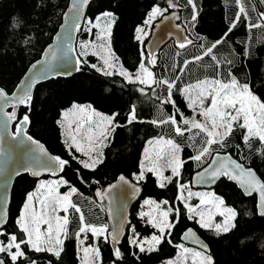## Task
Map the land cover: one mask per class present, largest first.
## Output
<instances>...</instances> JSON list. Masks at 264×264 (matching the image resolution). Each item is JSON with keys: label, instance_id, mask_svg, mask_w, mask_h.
I'll use <instances>...</instances> for the list:
<instances>
[{"label": "trees", "instance_id": "obj_1", "mask_svg": "<svg viewBox=\"0 0 264 264\" xmlns=\"http://www.w3.org/2000/svg\"><path fill=\"white\" fill-rule=\"evenodd\" d=\"M68 2L69 0H0V88L9 95L15 91L28 67L40 59L44 49L51 43L62 25V16L66 12ZM177 2L181 5L177 9V15L180 17L178 25L185 30V35L193 40V44L186 49H179L174 43L166 44L160 52L154 54L157 60L156 66L151 69L154 74L158 78L163 76L169 79L179 75L181 79L177 83L181 88L198 80L220 78L227 82L231 76H235L241 84L248 83L253 93L264 100V27L251 29L248 27L249 20L252 23L260 22V13H264L262 3L258 0H245L244 6L249 20L242 19L237 27L228 33L226 42L213 50L221 67L211 59V56H203V52L227 32L230 21L235 18L238 11L235 0H196L198 16L194 27L188 26L191 8L184 7L186 0ZM156 4L161 7L167 6L166 0L91 2L85 24L77 32L76 55L81 52L79 44L92 38L94 40L95 35L92 31H85L87 22L96 23L98 15L111 12L115 19L111 28V49L118 58V65H122L135 75L141 61V51L145 52L147 38L144 39V44H140L135 39V30L137 26L143 25L149 11ZM177 52L180 54L177 55ZM198 55L202 56V59L195 61L193 58ZM78 58L87 61L86 64H81V70L70 79L58 77L45 84H39L33 96L31 111L22 106L19 118L27 112L30 117L27 134L43 144L52 155L71 161L63 171L62 177L78 189V194L71 199L81 208L90 223L96 225L107 223L104 202V211L98 207L101 203L96 199L97 189H104L113 184L120 175L135 182L132 178L133 173H139L142 154L150 140L160 136L174 139L180 145L181 159L186 161L180 177L173 179L164 188L156 185L154 175L146 174V179L138 183L143 188L140 202L131 209L129 227H135L139 238H149L155 232L137 217L143 200L150 199L158 203L167 200L168 204H163L164 206L179 209L181 212L179 222L175 224L171 230L172 235L168 238L171 243L166 239L156 251L139 253L128 244L127 235L126 240L124 239L118 246L122 252V259L117 260L109 244L104 240L98 241L100 264H161L178 252L175 245H180V236L188 228H192L208 245V254L213 257L214 264H264V218L256 216V198L242 196L234 184H229L222 177L210 191L222 198L225 206L236 211L235 227L217 236L214 230H202L195 221L187 219L188 213L177 200L178 183L187 184L191 191L189 186L191 176L201 171L210 161L206 159L204 164L197 167L196 163L189 160L190 156L196 154L201 138L190 139L194 133L187 132L183 137H178L168 124L153 125L150 121L167 119L170 114H175V109L171 105L160 107L148 88H145L146 94L141 95L137 90L141 87L138 83L130 84L119 75L105 76L97 72L91 65L101 66L102 61L96 56L89 54ZM185 60L190 61L186 68L183 63ZM173 64L177 66L176 69H173ZM180 68L185 70L179 72ZM157 91L163 94L162 90ZM174 99L184 115L190 118L191 112L184 98L177 92ZM74 104L90 105L96 112L104 115L119 114L116 117V124L119 126L115 131H111L101 149L103 163L94 171L83 169L71 160L57 123L60 121L61 113L72 108ZM133 105L136 106L137 121L129 124L127 117ZM241 133L242 130H236L230 138L231 146L221 149L220 154L231 155L245 167L252 168L264 182V152L258 151L262 149V145L254 140L250 142L251 148L244 146ZM237 144L240 148L235 147ZM75 155L79 156L77 153ZM81 176L86 182H82ZM16 180L11 192L9 220L4 230L7 233L17 232L18 235H22L19 234L15 220L23 208L27 195L35 191L40 180L34 181L27 175L19 176ZM68 190V186H64L61 189L62 194ZM169 220L175 223L174 213L170 215ZM77 228L78 222L69 225V237L64 240L59 259L46 251L38 253L26 249L23 264H28L29 260L35 261L36 264H79V242L72 235ZM90 238L88 237L87 241ZM0 258L4 259L6 264H11L6 254L1 253Z\"/></svg>", "mask_w": 264, "mask_h": 264}, {"label": "snow or ice", "instance_id": "obj_2", "mask_svg": "<svg viewBox=\"0 0 264 264\" xmlns=\"http://www.w3.org/2000/svg\"><path fill=\"white\" fill-rule=\"evenodd\" d=\"M90 0H72V6L65 17L68 21L66 25H62L64 33L59 37V44L56 48L49 47L44 53L46 59L37 61L32 64L29 72L31 75L26 76L17 85V91L12 94L6 93L0 88V122H2L5 132L13 121L15 124V133H8L11 138L9 148L0 147V158L5 163L15 156L18 167H13L6 175L0 177V184L5 187V191L0 193V253H4L10 258L11 264H23L26 258V249L34 252H49L57 259L60 258L63 251L64 240L69 237V225L78 222V228L72 233L82 246L84 259L82 264H87L89 254H93L95 259L99 258V249L94 245H85L88 239V233L96 240L103 238L106 243H111L114 250L113 254L117 260L122 259V252L117 245L120 243L121 236L124 234V226L127 223V217L124 210L127 208L126 201L134 199L140 192L138 183L146 179V174L151 173L157 179L159 187L164 188L171 183L174 178H179L181 169L186 161L180 157V145L172 138L164 136L150 140L149 144L159 146L155 159L148 155V149H145V159L140 163L139 173H133L132 183L125 176L121 175L117 183L110 184L106 189H97L96 196L101 201L98 205L101 211H104L103 202L108 201L107 215L109 221L115 220L109 231L107 223L96 225L90 223L81 208L71 199L73 195L78 194V189L69 184L62 176L51 181H40L37 186L36 193H29L26 201L21 209L19 216L15 220V225L19 230L17 232L7 233L4 230L8 222L7 210V193L6 187L13 175H20L22 171L30 172L33 176L39 177L42 173L47 172L52 176H58L70 165V160H65L59 156L51 155L45 146L30 135L25 134L26 126L30 122V117L26 112L22 118L17 117L16 108L20 105L25 106L31 111L32 106V89L41 80L48 79L53 76L71 75L72 71H80L81 64H86V60H81L78 56L94 55L102 61L103 66L96 64L91 65L97 72H101L105 76L123 77L130 84H139L137 90L141 95L146 94L145 88L150 89L152 97L159 102V106L171 105L175 109V114H170L167 119H154L150 121L153 125L162 126L170 125L178 137H183L185 133H194L190 139L195 140L196 137L201 138L200 146L196 149V154L189 157V160L196 163L197 167L205 163L206 159H210L206 167L202 171L196 173L194 183L197 184H214L221 177L234 181L243 190L245 195H252L258 192L260 196V215L264 216V182L260 180L256 172L252 168H245L231 155H221L220 150L231 146L230 138L233 137L237 129L242 130L243 145L251 148L250 141L258 138L261 142L262 149L258 151L264 152V100L253 93L248 83L241 84L235 76L227 82L220 78L198 80L195 83L187 84L180 87L177 81L181 79L179 75L169 79L168 77H157L151 70L156 66L157 60L151 49L145 54L141 51V61L135 75L124 69L122 65L117 67L118 58L111 49V28L115 22L114 14L111 12H103L96 17V23L88 21V27L85 31L91 32L93 28L97 29L96 41L82 42L81 52L78 56L73 55V45L71 43L72 33L81 28L80 19L85 6L89 5ZM264 2V0H261ZM238 5V11L235 18L230 21V27L221 39H218L210 46L205 48L203 56H211V59L220 65V61L213 54V50L218 45L226 42L228 33H230L241 20H249L248 13L244 6L245 0H235ZM166 7L159 4L153 5L149 11L143 25L137 26L135 39L144 44V39L149 35L145 31V27L151 28L154 21L160 18V22L179 20L180 17L176 11H172L170 15L166 13L170 9H178L181 5L177 0H166ZM184 7L191 8V19L189 27L195 26L198 16V8L196 0H186ZM101 20L105 21L103 26ZM160 25L157 24L156 27ZM249 29L264 27V13H260V22L252 23L249 20ZM176 28L180 32H184L179 25ZM171 35V33H169ZM27 42V41H26ZM193 40L187 35L177 38V46L179 49H186L192 45ZM92 51L89 53L88 49ZM180 53L177 52V55ZM195 61H200L202 56H195ZM185 68L190 61L185 60ZM39 65V67H38ZM176 69L175 64L172 65ZM222 67V66H221ZM185 68L178 69L183 72ZM63 69V71H61ZM231 75V74H230ZM162 90L163 94L157 90ZM179 93L187 103V107L192 110V116L186 117L177 106L174 99L175 94ZM210 101V104H206ZM78 113L82 114L77 120L75 127L69 125L70 133L65 139V146L69 152L72 161L78 163L83 169L95 170V168L103 163L102 152L96 150V144L103 145L107 139V132L115 131L119 125L116 124L118 113L111 115H101L91 106L73 105ZM11 109V111H6ZM64 117L68 116L65 112ZM179 117V119L177 118ZM200 117L201 119H197ZM137 121L136 106L133 105L127 117L129 124ZM61 123V121H57ZM63 126V125H62ZM98 130V132H97ZM70 141V142H69ZM83 141H87L85 144ZM215 146V147H214ZM240 148V145H235ZM80 153V156L75 155ZM215 153V154H214ZM150 166H146V162ZM170 169L171 176L164 175V169ZM5 169L0 168V173ZM79 175V169H77ZM82 182L83 177L81 176ZM68 186L67 193L61 194L60 187ZM180 195L177 200L183 203L187 210V219L195 221L201 229L214 230L216 235L229 232L235 227L234 220L236 211L227 207L222 198L217 197L214 193H193L188 191V197L183 195L184 190L188 189L187 184L178 183ZM119 189V192L114 190ZM39 193V195H37ZM193 196L199 197V204L192 206L187 202ZM119 202V208H114ZM168 204L165 200L161 202ZM161 203L153 200H146L145 205L151 207L149 212H141L140 218L146 219V224L150 225L157 231L150 238H139L134 226H131L132 236L129 237V243L139 248L140 253L153 252L157 247L172 235V229L179 222L181 212L179 209L168 207L161 208ZM63 212L61 216L59 213ZM153 213H157L154 215ZM175 214V223L169 220L170 215ZM223 217L222 223L214 222V217ZM63 237V239L61 238ZM182 239L196 245L200 251L185 247L183 244L175 245L181 250V255L185 259L191 255L192 264H214L213 257L208 253V245L204 243L192 228H188ZM243 243V241H241ZM147 245V247H145ZM0 264H6L4 259H0ZM28 264H36L35 261L29 260ZM167 264H176L174 261H167Z\"/></svg>", "mask_w": 264, "mask_h": 264}, {"label": "water", "instance_id": "obj_3", "mask_svg": "<svg viewBox=\"0 0 264 264\" xmlns=\"http://www.w3.org/2000/svg\"><path fill=\"white\" fill-rule=\"evenodd\" d=\"M94 1H97V0H90L89 2V5L90 3L94 2ZM89 5L85 6L84 10H83V13L81 14V19H80V24H81V28L83 27V25L85 24L84 21H85V18H86V14H87V11H88V7ZM72 6V0H69L68 2V6H67V9L65 10L66 12H64L63 16H62V22L61 24L62 25H66L68 23L66 17H65V13H68L70 8ZM172 11H176L177 13V9H170L169 10V13H166L167 15H170ZM178 21L179 20H175V21H164L163 23L160 22V19L158 22H154L152 28L149 30V35L147 36V39H146V42H145V53L147 54V52L149 51V49H151L153 51V53H158L160 52V49L165 47L166 44L168 43H174L175 45H177V38L178 37H181L183 35H185L186 32H180L177 28H176V25H178ZM159 24L160 26L159 27H156V25ZM62 25H60V27L58 28L57 32H56V35L54 36V38L52 39L51 43L44 49V52L43 54L41 55L40 59L37 60V61H43L46 59L44 53L46 51H48L49 47L52 46L53 48H56L57 45L59 44V37L62 36V34L64 33V28H62ZM181 28V27H180ZM182 29V28H181ZM77 32L78 31H74L72 33V40H71V43L73 45V50H74V53L73 55H76V42H77ZM169 33H171V35H169ZM77 56V55H76ZM34 62V63H37ZM32 63V64H34ZM32 66V65H31ZM31 66L28 67L27 71L25 72V74L21 77L20 81H19V84L21 82V80H23L26 76L28 75H31V73L29 72V69L31 68ZM39 67V65H38ZM61 71H63V69H61ZM78 71H72V74L71 75H59V76H53V77H50L48 79H44V80H41L39 83H37L33 89H32V98L34 96V93H35V90L36 87L39 85V84H45V82L51 80V79H54V78H71L73 75L77 74ZM15 91L13 92H16L17 91V86L16 88L14 89ZM12 92V93H13ZM33 100V99H32ZM23 105H20L16 108V112H17V117L19 118V111H20V108L22 107ZM6 111H11V109H6ZM18 121H13L9 126H8V129H7V132H5L4 128H3V125H2V122H0V147H3V148H9L10 144L12 143L11 142V138L10 136L8 135V133H15V124L17 123ZM28 125L26 126V129H25V134H27V130H28ZM40 143V142H39ZM51 154V153H50ZM52 155V154H51ZM221 155H225V154H221ZM233 158V157H232ZM234 159V158H233ZM236 160V159H235ZM211 161H209L208 163H210ZM238 162V160H237ZM243 165V164H242ZM207 166V165H206ZM205 166V167H206ZM244 166V165H243ZM13 167H18V165L16 164V160H15V156L7 161V163H5V161L0 158V168H3L5 169V171L3 173H0V177H2L3 175H6L8 171H10ZM245 167V166H244ZM247 168V167H245ZM203 170V169H202ZM201 170V171H202ZM199 172V171H198ZM62 173H58V176H52L51 174L47 173V172H44L42 173L39 177H36V176H33L30 172H27V171H22L20 173V175H13L9 181V183L7 184V187H6V193H7V198H8V202H7V210H8V215H9V208L11 207L10 206V203H11V192H12V188H13V185L15 183V181H17L16 179L20 176L22 177L23 175H27L30 179H33L34 181L36 180H42L43 178H46V179H57L59 176H62ZM197 173V172H196ZM196 173L194 175L191 176V179H190V183H189V186L191 187L190 189L192 190H200V191H210L212 190L214 187H216V184L217 182L222 178H220L218 181H216V183L214 184H197V183H194V177L196 176ZM121 176V175H120ZM119 176V177H120ZM118 177V178H119ZM118 178L116 179V181L113 183H117L118 181ZM126 179H128L130 182L132 183H135L133 182L132 180H130L129 178L125 177ZM226 179V181L230 184H234L236 189L239 191V193L244 196V197H255V209H256V216L260 217V218H264V216L260 215V208H259V204H260V196H259V193L258 192H253L252 195H245L243 190L237 185L236 182L234 181H231V180H228L226 177H223ZM109 186V185H108ZM108 186H106L104 189L108 188ZM138 187L140 188V192L137 194V196L134 198V199H128L126 201L127 203V208L124 210V214L126 215L127 217V223L125 224L124 226V234L123 236H121V239H120V243L117 245L120 246L122 244V242H124V239L126 240L127 238V235H128V230H129V226H130V222H131V209L132 207L136 204V203H139L140 202V199L142 197V189L141 186L138 185ZM101 190H103L101 188ZM5 191V187L0 184V193L4 192ZM115 192H119L120 190L117 189V190H114ZM96 199L98 200L99 203H101V201L99 200V198L96 196ZM104 204H105V214L107 215V208H108V201L105 200L104 201ZM114 208H119V202L114 205ZM106 219H107V224L109 225V231L111 230L112 228V225L115 223V220L113 221H109L108 219V215L106 216ZM9 220V219H8ZM6 226V225H5ZM186 231V230H185ZM184 231V232H185ZM184 232L181 234L180 236V244H183L184 246H187L189 248H192V249H196V250H201L199 249L196 245L192 244L191 242L189 241H184L182 239V236L184 234ZM197 234V233H196ZM198 236V235H197ZM199 237V236H198ZM200 238V237H199ZM201 239V238H200ZM109 247L111 248L112 252H114L113 248H112V245L111 243L109 242ZM209 251V250H208ZM208 254V253H207ZM1 259V258H0Z\"/></svg>", "mask_w": 264, "mask_h": 264}, {"label": "rangeland", "instance_id": "obj_4", "mask_svg": "<svg viewBox=\"0 0 264 264\" xmlns=\"http://www.w3.org/2000/svg\"><path fill=\"white\" fill-rule=\"evenodd\" d=\"M258 2L259 3H262V6L264 7V2H261V0H258ZM158 20H156V21H154V22H157ZM153 22V23H154ZM84 23H85V21H84ZM101 25L103 26V24L105 23V21H103V20H101ZM113 25V24H112ZM89 25L88 24H86V27H88ZM145 31H147V32H149V28H147V27H145ZM92 33H93V35H95L94 36V40H93V38L91 39V40H89V41H96V34H97V29L96 28H93L92 29ZM88 41V42H89ZM79 48L81 49V45L79 44ZM89 51H92V49L91 48H89L88 49V52ZM97 57V56H96ZM98 58V57H97ZM101 66H103L102 65V62H101ZM117 67H119V65H118V63H117ZM121 77V76H120ZM187 104V103H186ZM206 104H210V101H206ZM74 105H76V104H74ZM77 106H82V105H77ZM88 105H85L84 107H87ZM188 108V107H187ZM92 109V108H91ZM189 109V108H188ZM65 112H67L68 113V116L67 117H64V113ZM190 112H191V116H192V110L190 109ZM62 115H61V117H60V121H61V123H59V127H60V129H61V133H62V136H63V138H64V141H65V139L66 138H68V136H69V133H70V129H69V125H71L73 128L75 127V124H76V122H77V120L79 119V117L82 115V114H80V113H78V111H77V109H74L73 108V105H72V108H70V109H67V110H65V111H63L62 113H61ZM101 114V113H100ZM101 115H104V114H101ZM197 119H201L200 117H197ZM63 125V126H62ZM239 129H237V131H238ZM97 132H98V130H97ZM110 134H111V131H109V132H107V139H108V136H110ZM152 140H155V139H152ZM254 140H257L260 144H261V142L259 141V139L258 138H253L250 142H252V141H254ZM70 142V141H69ZM85 144L87 143V141H83ZM105 142H106V140L104 141V143H103V145H101V144H99V143H97L96 144V150L97 151H99V152H102L101 151V149L103 148V146H104V144H105ZM148 149V155H149V157L150 158H152V159H155V155H156V152L157 151H159V146L158 145H156V144H149V143H147V145H146V147L144 148V149ZM74 153H75V149H73L72 150ZM79 156L81 155L80 153H77ZM145 159V150L143 151V154H142V158H141V161L142 160H144ZM146 163V166H150V165H148L147 164V161L145 162ZM139 171H140V167H139ZM149 174H151V173H149ZM171 171H170V169H167V168H165L164 169V175L165 176H171ZM152 175V174H151ZM155 177V176H154ZM58 179V178H57ZM175 179V178H174ZM51 180H55V179H51V178H49V180H47V179H43V180H40V181H51ZM155 180H156V185L158 186V184H157V179H156V177H155ZM40 181H38V183H37V186H38V184H39V182ZM136 182V181H135ZM137 183V182H136ZM37 186H36V189H35V191H32L31 193H36L37 192ZM64 186H62V187H60V189H59V192L62 194V191H61V189L63 188ZM191 188V187H190ZM188 191H189V189H186V190H184V192H183V195L185 196V198H187L188 197ZM193 193H196V192H199V193H207V192H211V191H200V190H191ZM64 193H67V192H64ZM63 193V194H64ZM212 193V192H211ZM181 193H180V189H178V195H180ZM37 195H39V193H37ZM74 196V195H73ZM146 200H150V199H145V200H143V202H141L140 203V206H139V212H138V214H140L141 212H149V211H151V207L150 206H146L145 205V201ZM26 201V200H25ZM153 201H155V200H153ZM180 201H178V203H179ZM187 202L189 203V204H191L192 206H196V205H198L199 204V197H197V196H193V197H191L190 199H187ZM25 203V202H24ZM158 203V202H157ZM181 203V202H180ZM181 205L183 206V203H181ZM161 208L162 209H167L168 207L167 206H164L162 203H161ZM183 208H184V206H183ZM184 210H185V212H187V210L184 208ZM61 216H63L64 215V213L63 212H60L59 213ZM154 215H157V213H153ZM188 215V214H187ZM138 217V219L140 220V221H142V223L143 224H145V225H147V226H149V227H151L150 225H148V224H146V219L147 218H145V220H142L141 218H140V215H138L137 216ZM222 221H223V217H220V216H216V217H214V222H216V223H222ZM197 224V223H196ZM198 225V224H197ZM151 229L153 230V231H157L156 229H154V228H152L151 227ZM202 230H206V229H202ZM215 232V231H214ZM88 235V237H91L90 238V240H86L85 241V245H94L95 247H97L98 248V241H103V238H101V239H99V240H96L95 238H93L92 237V235H91V233H88L87 234ZM132 236V232H131V228L129 229V231H128V240H129V237H131ZM62 239H63V237H61ZM150 238V237H149ZM142 239H146V238H142ZM77 242H79V241H77ZM128 244L132 247V248H135V249H137L138 251H139V248H137V247H134V246H132L129 242H128ZM145 247H147V245H145ZM189 248V247H188ZM196 250V249H195ZM177 253H175V255L172 257V258H170V259H168V261L169 260H171V261H174V262H176V264H192V257H191V255H189L186 259H185V257L183 256V255H181V250L180 249H178L177 248ZM196 251H199V250H196ZM154 252V251H153ZM39 253V252H38ZM49 253V252H48ZM140 253V252H139ZM146 253H149V252H146ZM51 254V253H50ZM0 255H1V253H0ZM78 258H79V264H82V261H83V259H84V253H83V251H82V246L80 245V243H78ZM100 256L101 255H99V258L98 259H95L94 258V256H93V254H89V257H88V261H87V264H100ZM161 264H167V261H165V262H162Z\"/></svg>", "mask_w": 264, "mask_h": 264}]
</instances>
